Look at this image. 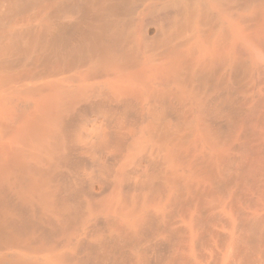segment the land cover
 Returning <instances> with one entry per match:
<instances>
[{
    "label": "bare ground",
    "instance_id": "1",
    "mask_svg": "<svg viewBox=\"0 0 264 264\" xmlns=\"http://www.w3.org/2000/svg\"><path fill=\"white\" fill-rule=\"evenodd\" d=\"M0 264H264V0H0Z\"/></svg>",
    "mask_w": 264,
    "mask_h": 264
}]
</instances>
